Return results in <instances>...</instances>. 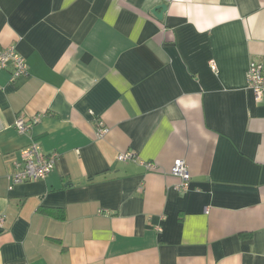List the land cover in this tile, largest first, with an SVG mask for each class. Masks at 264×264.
<instances>
[{"label": "crops", "instance_id": "0c3cea01", "mask_svg": "<svg viewBox=\"0 0 264 264\" xmlns=\"http://www.w3.org/2000/svg\"><path fill=\"white\" fill-rule=\"evenodd\" d=\"M11 44L27 71L0 69V264H264V91L246 82L264 0H0ZM32 138L55 165L8 189Z\"/></svg>", "mask_w": 264, "mask_h": 264}, {"label": "built area", "instance_id": "2783aa9c", "mask_svg": "<svg viewBox=\"0 0 264 264\" xmlns=\"http://www.w3.org/2000/svg\"><path fill=\"white\" fill-rule=\"evenodd\" d=\"M11 67L10 81H14L18 77L26 74L27 64L25 59L18 53L15 45L11 44L0 48V69ZM214 69V65L211 66ZM247 86L252 90L254 98H260L264 91V63L259 61H250L246 71ZM41 113H34L25 117L18 115L13 121V127L19 132L24 133L40 121ZM107 127L102 121L97 122L95 130L96 137H103L107 132ZM58 153L52 152L44 154L41 151L39 143L35 139H31L19 153V159L12 161V166L6 174L8 181V189H12L15 184L25 181H34L44 179L50 173L57 160ZM118 161H134L137 155L132 151L121 152L117 155ZM147 170H156L152 161L139 160ZM169 173L178 177L179 181L175 185V189L179 192H185L188 189L190 180V171L188 164L184 158L177 157L172 161ZM4 215H0V227L4 222Z\"/></svg>", "mask_w": 264, "mask_h": 264}, {"label": "water", "instance_id": "95a60500", "mask_svg": "<svg viewBox=\"0 0 264 264\" xmlns=\"http://www.w3.org/2000/svg\"><path fill=\"white\" fill-rule=\"evenodd\" d=\"M166 8L165 4L156 5L152 8L151 13L156 16L157 18H162V13L164 12Z\"/></svg>", "mask_w": 264, "mask_h": 264}, {"label": "trees", "instance_id": "16d2710c", "mask_svg": "<svg viewBox=\"0 0 264 264\" xmlns=\"http://www.w3.org/2000/svg\"><path fill=\"white\" fill-rule=\"evenodd\" d=\"M57 214V217L59 218H63L64 214L61 210H58L57 212H55Z\"/></svg>", "mask_w": 264, "mask_h": 264}]
</instances>
